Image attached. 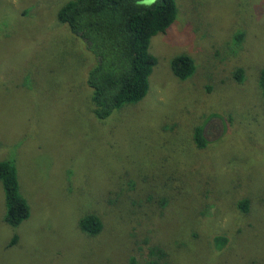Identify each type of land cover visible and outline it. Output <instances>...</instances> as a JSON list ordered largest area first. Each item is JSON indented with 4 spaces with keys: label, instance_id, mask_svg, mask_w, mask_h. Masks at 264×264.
<instances>
[{
    "label": "rangeland",
    "instance_id": "obj_1",
    "mask_svg": "<svg viewBox=\"0 0 264 264\" xmlns=\"http://www.w3.org/2000/svg\"><path fill=\"white\" fill-rule=\"evenodd\" d=\"M69 1L0 0V161L33 206L3 228L0 184V264H264V0H177L151 41L148 96L104 120L92 57L57 19ZM181 54L197 65L186 81L171 70ZM89 214L95 236L79 227Z\"/></svg>",
    "mask_w": 264,
    "mask_h": 264
},
{
    "label": "trees",
    "instance_id": "obj_2",
    "mask_svg": "<svg viewBox=\"0 0 264 264\" xmlns=\"http://www.w3.org/2000/svg\"><path fill=\"white\" fill-rule=\"evenodd\" d=\"M178 13L177 0H71L59 9V25L68 28L71 36L77 38L92 57L93 64L85 80L92 91V113L97 119H107L124 107L146 99L150 77L159 64L150 51L151 41L168 31L178 19ZM245 35L244 31H239L236 38L242 41ZM196 67L195 60L187 54L178 55L171 62L174 76L181 81L189 79ZM243 74V69L236 72L241 83ZM34 76L40 81L43 74ZM259 80L264 101V69ZM192 134L198 149L202 150L208 143L204 127L194 128ZM0 184L5 196L1 223L3 228L16 231L31 217L33 206L31 198L21 192L15 161H0ZM238 207L247 212L248 200L240 201ZM79 227L85 234L95 236L100 233L102 222L96 215L89 214L80 219ZM18 238L15 233L7 248L15 245ZM215 243L221 249L227 238L218 235Z\"/></svg>",
    "mask_w": 264,
    "mask_h": 264
},
{
    "label": "flooded vegetation",
    "instance_id": "obj_3",
    "mask_svg": "<svg viewBox=\"0 0 264 264\" xmlns=\"http://www.w3.org/2000/svg\"><path fill=\"white\" fill-rule=\"evenodd\" d=\"M205 131V130H204Z\"/></svg>",
    "mask_w": 264,
    "mask_h": 264
}]
</instances>
